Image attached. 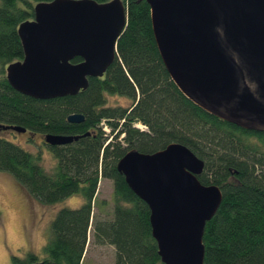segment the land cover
<instances>
[{
    "label": "trees",
    "instance_id": "trees-1",
    "mask_svg": "<svg viewBox=\"0 0 264 264\" xmlns=\"http://www.w3.org/2000/svg\"><path fill=\"white\" fill-rule=\"evenodd\" d=\"M42 1L51 0H0V124L37 135L56 164L46 172L40 154L13 142L8 135L15 131L1 130L0 171L43 204L73 194L84 202L56 212L42 256H13L12 264H83L91 227L95 243L115 248L114 264H163L151 236L149 208L116 166L129 149L153 153L173 142L203 160L202 184L221 189V203L203 230L205 264H264V132L222 121L178 90L158 53L146 0H123L127 23L116 57L102 77L88 78L85 90L48 100L15 91L5 66L23 58L17 28L33 18V6ZM112 94L129 104H108ZM71 114H81L83 121L69 122ZM47 134L81 137L50 146L43 140ZM101 178L112 182L110 219L92 218Z\"/></svg>",
    "mask_w": 264,
    "mask_h": 264
},
{
    "label": "water",
    "instance_id": "water-1",
    "mask_svg": "<svg viewBox=\"0 0 264 264\" xmlns=\"http://www.w3.org/2000/svg\"><path fill=\"white\" fill-rule=\"evenodd\" d=\"M146 2L158 53L178 90L222 121L264 132V0ZM126 23L123 0L38 2L33 18L17 28L23 58L5 66L6 80L34 99L76 95L113 63ZM75 57L81 60L73 63ZM67 120L79 123L83 116ZM1 130L26 132L3 124ZM79 137L47 134L43 140L56 146ZM116 168L149 208L160 262L205 264L203 230L222 193L199 181L203 160L173 142L153 153L129 149Z\"/></svg>",
    "mask_w": 264,
    "mask_h": 264
},
{
    "label": "rangeland",
    "instance_id": "rangeland-1",
    "mask_svg": "<svg viewBox=\"0 0 264 264\" xmlns=\"http://www.w3.org/2000/svg\"><path fill=\"white\" fill-rule=\"evenodd\" d=\"M108 104L126 106L129 99L120 95H109ZM9 138L34 154H40V165L52 172L56 160L41 138L27 139L16 132ZM113 187L109 179L98 183L93 219H107L112 215ZM84 199L76 194L54 204H43L31 197L6 172L0 171V264H12V257H23L29 252L40 256L48 239L50 222L61 208H78ZM115 248L109 244H97L93 239V228L89 230L83 264H114Z\"/></svg>",
    "mask_w": 264,
    "mask_h": 264
},
{
    "label": "flooded vegetation",
    "instance_id": "flooded-vegetation-1",
    "mask_svg": "<svg viewBox=\"0 0 264 264\" xmlns=\"http://www.w3.org/2000/svg\"><path fill=\"white\" fill-rule=\"evenodd\" d=\"M10 132H12V131H10ZM11 134H14V133H11ZM20 135L30 137V139L37 138V135L31 134V133H20Z\"/></svg>",
    "mask_w": 264,
    "mask_h": 264
}]
</instances>
